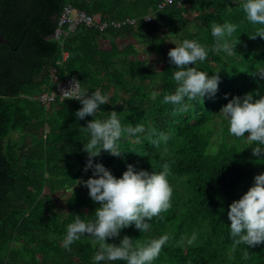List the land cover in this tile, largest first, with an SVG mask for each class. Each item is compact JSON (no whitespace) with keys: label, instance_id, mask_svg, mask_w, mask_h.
I'll return each mask as SVG.
<instances>
[{"label":"trees","instance_id":"1","mask_svg":"<svg viewBox=\"0 0 264 264\" xmlns=\"http://www.w3.org/2000/svg\"><path fill=\"white\" fill-rule=\"evenodd\" d=\"M161 1L0 0V32L11 43L0 44V264H93L98 247L88 236L67 250L59 243L74 214L91 219L98 204L77 183L92 174L83 170L87 136L80 130L92 117L75 119L76 100L55 98L45 107L36 98L55 87L53 76L57 81L75 76L89 94L97 88L105 92L108 102L96 118L116 111L124 126L146 127L139 140L121 137L120 156L101 150L94 164L117 178L127 164L157 172L168 165L170 207L149 220L148 231L129 225L106 243L118 244L127 235L141 246L167 233L169 240L152 264H264V242L248 248L234 243L226 219L228 205L251 186L254 175L264 172V157L252 156L254 145L233 138L225 126L218 128L214 116L233 95L264 93V81L253 77L264 67V39L251 38L260 26L245 19L241 0H172L157 10ZM65 5L101 21L133 18L135 23L102 31L81 25L60 45L50 37ZM213 22L236 25L230 37L234 54L209 51L195 65L219 76L215 97L202 104L188 101L186 108L163 103L162 97L175 88V65L169 64L167 51L184 38L210 49ZM124 37L128 42L120 47ZM138 42L145 52L161 55L160 72L135 58ZM64 51L68 55L61 61ZM153 131L168 135L163 155L165 145L151 143ZM62 191L70 192L66 212L54 207L53 194ZM193 232L191 244L181 241Z\"/></svg>","mask_w":264,"mask_h":264},{"label":"clouds","instance_id":"2","mask_svg":"<svg viewBox=\"0 0 264 264\" xmlns=\"http://www.w3.org/2000/svg\"><path fill=\"white\" fill-rule=\"evenodd\" d=\"M240 7L245 19L252 25H259L251 38L259 36L264 39V0H241ZM236 25L230 22L211 25V36L214 43L209 49L195 39L184 38L175 42L174 47L167 51L168 62L175 65L172 80L175 81L174 91L162 97L163 103L188 107V101L203 103L205 98H214L218 90L219 76L209 75L198 70L195 65L205 61L208 52L224 55L234 54V46L230 40ZM160 72V71H157ZM253 77L264 81V67L253 73ZM53 96H57L53 93ZM225 98L227 94L225 93ZM60 97L64 100H76L80 107L75 111L76 120L85 121L80 130L86 134L87 140L82 144V151L87 154L84 171L92 170L91 176L77 183L87 189L90 200L98 204L93 210V218L84 220L81 215L74 214L73 220L66 225L65 233L59 243L64 249L83 236L91 238L97 244V250L91 257L93 264L99 262L124 261L125 264H152L161 247L169 240L167 233L136 246L134 240L125 235L118 244L106 243L107 239H115L123 228L133 226L139 232L150 229L149 220L158 216L170 207L172 188L168 182L167 163L160 171H148L127 164L125 170L117 178L101 163H93L92 158L98 157L101 150L112 156H120L118 141L122 136L135 137L137 140L147 133L144 124L124 126L116 111L107 112L104 118H96L100 106L108 102V95L101 89L90 91L82 87L81 81L75 77L70 79L67 88L60 89ZM153 99L156 91L151 92ZM219 121L227 128L228 133L236 139H243L254 145L251 155L262 160L264 157V93L256 90L240 96L233 95L220 109ZM247 133L245 136L244 134ZM168 135L153 131L151 143L154 146H165L161 154L167 151ZM228 235L234 243H242L255 247L264 242V172L252 178L251 186L233 200L227 208ZM196 239L193 232L186 240L191 244Z\"/></svg>","mask_w":264,"mask_h":264},{"label":"built area","instance_id":"3","mask_svg":"<svg viewBox=\"0 0 264 264\" xmlns=\"http://www.w3.org/2000/svg\"><path fill=\"white\" fill-rule=\"evenodd\" d=\"M172 0H162L160 3L157 4V10L162 9L165 5L170 4ZM151 17L147 16L146 20H150ZM135 23V20L133 18H125L119 21H101L99 18H96L94 16L88 15L82 10L75 9L71 5H65L62 8L61 14L59 15L56 23V28L52 34L55 40H57L60 45H62V42L66 38V36L73 32L77 27L84 25L86 27H94L98 29L99 31H102L106 29L107 27H123L125 25H133ZM67 52L62 53L61 61H64L67 57ZM75 76H67L63 80L57 81L56 77L53 76V80L56 82L55 87L48 92L42 93L36 98L40 101L41 104H43L45 107H48L51 102L55 98H61L60 97V89L61 88H67L70 83V79ZM76 78V77H75ZM77 79V78H76ZM53 93H55L57 96H53Z\"/></svg>","mask_w":264,"mask_h":264},{"label":"rangeland","instance_id":"4","mask_svg":"<svg viewBox=\"0 0 264 264\" xmlns=\"http://www.w3.org/2000/svg\"><path fill=\"white\" fill-rule=\"evenodd\" d=\"M128 39L129 38L127 37H124L123 39H121L118 43L119 46L123 47L128 42ZM172 40L173 39H171V41ZM136 48L138 49V54L135 56V58L146 60L148 67L154 71H158L162 68L163 63H162V58L160 54H151V53L145 52L146 46L140 42L136 44ZM215 121L217 123L218 128H220L221 126L224 127V125L219 121L218 116H215ZM219 140H220V137L215 139V142L217 143ZM215 146L217 145L215 144ZM69 195H70L69 191H62V192L54 193L53 194L54 207L63 212H66V200L69 197Z\"/></svg>","mask_w":264,"mask_h":264},{"label":"water","instance_id":"5","mask_svg":"<svg viewBox=\"0 0 264 264\" xmlns=\"http://www.w3.org/2000/svg\"><path fill=\"white\" fill-rule=\"evenodd\" d=\"M0 27H1V16H0ZM50 38L53 39L54 37L51 36ZM0 44H7L11 46V43L2 37L1 32H0Z\"/></svg>","mask_w":264,"mask_h":264}]
</instances>
